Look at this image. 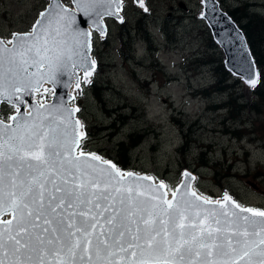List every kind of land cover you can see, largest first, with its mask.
I'll list each match as a JSON object with an SVG mask.
<instances>
[{
	"label": "snow or ice",
	"instance_id": "1",
	"mask_svg": "<svg viewBox=\"0 0 264 264\" xmlns=\"http://www.w3.org/2000/svg\"><path fill=\"white\" fill-rule=\"evenodd\" d=\"M76 4L85 15L122 9V0ZM74 23L75 15L57 2L30 31L0 39V97L11 103L13 95L39 91L45 76L55 81L65 70L76 88L78 71L90 83L91 34L78 33L85 39L73 47L62 31ZM248 83L255 87L257 79ZM48 108L59 111L38 104L35 114L17 107L13 123L0 119V216H12L0 219V264H264V210L242 207L227 194L213 201L188 184L168 199L162 181L145 187L140 182L153 177L125 173L83 150L84 125L71 118L79 108H64L67 116L58 117L41 112Z\"/></svg>",
	"mask_w": 264,
	"mask_h": 264
},
{
	"label": "rangeland",
	"instance_id": "2",
	"mask_svg": "<svg viewBox=\"0 0 264 264\" xmlns=\"http://www.w3.org/2000/svg\"><path fill=\"white\" fill-rule=\"evenodd\" d=\"M48 1L0 0V38L7 42L15 32L30 31ZM217 1L226 11L239 7L264 20V0ZM61 2L72 7L70 0ZM202 9L201 0H143V4L122 0L119 17L104 19L106 34L91 29L95 71L90 83L80 72V88L72 85L70 89V104L79 108L76 116L87 134L81 147L113 161L120 141L128 143L129 135L143 134L127 151L129 163L123 172L162 181L172 195L188 171L195 178L191 187L198 195L215 201L227 194L242 207L264 210V105L261 112L241 111L244 102L254 99L252 86L241 79L231 83L236 78L233 74L227 81L233 88H211L216 84L215 61L223 59L225 67V56L202 18ZM141 12L150 14L149 27L158 50L152 54L146 41L132 30L135 58L128 59L120 51V24L135 28ZM165 17L174 29L169 38L160 29ZM93 83L103 86L99 91L103 104ZM43 85L34 93L38 103L53 95L54 88ZM45 88L50 91L45 93ZM230 95L237 106L231 110ZM16 109L0 102V119L9 121ZM247 130L253 133L246 134ZM183 134L192 141L185 150ZM201 150L204 161L198 157Z\"/></svg>",
	"mask_w": 264,
	"mask_h": 264
},
{
	"label": "water",
	"instance_id": "3",
	"mask_svg": "<svg viewBox=\"0 0 264 264\" xmlns=\"http://www.w3.org/2000/svg\"><path fill=\"white\" fill-rule=\"evenodd\" d=\"M72 3V7L64 5L61 0H49L46 4L45 8L39 12H44L50 4L60 3L65 8L69 9L70 13H73L75 15V23L68 26L66 29H62V31L65 32V38L68 40L69 45L75 47V41L80 40L83 41L85 37L78 35L80 32H88L90 33L91 29L96 30L100 34L104 35L106 34V25L104 22V19L106 17H112V18H118L119 13L117 15H104L100 9L98 11H101V15H97L95 12H91L89 15H85L83 11L77 10V4L76 0H70ZM136 2L140 0H135ZM202 1V18L205 20L209 30L211 31L212 38L216 42L217 46L222 51L224 57V65L226 69L233 74L236 77L241 78L245 83H248L249 79H258V67L256 65V62L254 60V57L251 53V50L249 48L248 41L246 39V36L244 34L243 29L233 20V18L230 16V14L224 10L219 2L217 0H201ZM180 6L184 7L182 3L179 4ZM87 6V5H84ZM39 14L36 18V20L39 18ZM35 20V22H36ZM33 23V25L35 24ZM62 24L67 23L66 21H62ZM15 33H24V32H15ZM91 34V33H90ZM1 39V38H0ZM91 44V35L88 37ZM11 47L10 45H8ZM92 45L90 46V49H88V54L92 59ZM30 71H35V69H30ZM83 71H78L76 73L77 76H79V73ZM35 82V78H33V83ZM17 86H19L20 81H16ZM25 85H27V81H23ZM43 83H49L53 88V95L50 100L42 103H38L32 98L34 97L35 91H32L31 88H28L27 90L15 94L11 98V103H9L7 98L0 97V102H5L10 105H14L19 107V110L21 114L32 112L34 113V108L38 104H45V105H55L59 111H55L52 108L48 109H41V112L47 113L48 111L53 112L54 116H67V113L63 112L64 108H74L70 104V100L72 99V94L70 92V89L72 85H76V77L72 76L70 74L69 70H65L61 73L56 74L55 81L52 79H49L47 76L43 80L40 81V84L38 85L39 89L41 88ZM5 86L9 88V91L11 90L10 85L7 81H5ZM50 101V102H49ZM27 102V104H26ZM26 105L28 108V111H26ZM16 111L11 115H15ZM73 120H78V117L76 116V112L72 113ZM5 121L6 123L10 122ZM11 123H13L11 121ZM187 173H190L186 171ZM184 172V173H186ZM191 177H193L192 173ZM137 175V174H136ZM142 176V175H138ZM193 179H188L184 176L179 181L177 186L175 187L174 191L179 190L180 192H183L184 189L181 188V185L188 184L191 188V182ZM140 183L144 184L145 187L149 184H159L160 182H154L152 181H141ZM165 191V190H164ZM173 199L172 195L171 198ZM199 204V202H196ZM203 207H207L209 209L213 208V205H204ZM217 212L220 210L217 208ZM11 213H4L2 216H0V219L3 220H9L11 219Z\"/></svg>",
	"mask_w": 264,
	"mask_h": 264
},
{
	"label": "trees",
	"instance_id": "4",
	"mask_svg": "<svg viewBox=\"0 0 264 264\" xmlns=\"http://www.w3.org/2000/svg\"><path fill=\"white\" fill-rule=\"evenodd\" d=\"M242 8L235 7L234 9H228V13L233 18V20L243 29L244 34L246 36V39L249 44V48L251 50V53L254 57V60L256 62V65L258 67V80L255 87H252L250 90V93L252 94V97L254 99H248L246 102L243 103V106L241 107V111H244L246 108H249L250 110H254L256 112H261L262 106L264 105V20L261 17L256 16L252 13H246L245 10H241ZM149 15L147 12H141L140 17H138V25L131 29L127 26V24H120V32L118 35V39L121 42V54H123L128 59H134L135 58V52L132 48V45L134 44V38L132 34V30L134 32H137L138 35L143 38L147 43V48L149 51L154 54L158 50V44L153 43L154 37L153 34H151V30L149 27ZM169 18L165 17V20H163L162 26H161V32L169 38L171 35V31H174L171 25L168 24ZM133 32V33H134ZM212 42V41H211ZM213 48H216L215 46ZM216 50V49H215ZM219 54V53H218ZM217 64L215 66V77H216V84L214 86H211V88H217L218 90H229L233 88L230 83H227L228 80H230L233 75L223 66V59L220 60V58L216 59L215 61ZM240 81V78L236 77L234 78L233 84H237ZM103 88V86L98 85L96 83H93V90L100 102L103 104V98L100 96L101 94L99 91ZM204 95H208L205 93ZM234 96L230 95L228 98L230 102L227 103L228 108L231 110V108L237 107L235 102L232 100ZM240 106V104H238ZM220 107L219 104L216 105V108ZM120 115V114H118ZM230 118H236L234 116H230ZM184 124V123H182ZM263 124V123H262ZM189 127V126H188ZM255 127V125H254ZM188 129V128H187ZM181 131L184 130L181 128ZM253 133V130H247L246 134L248 132ZM261 131H263L264 135V126L262 127ZM186 131L185 133H187ZM188 135L183 134V142L182 146L183 149L187 148L188 141L189 144H191V140L187 137ZM240 136V135H239ZM141 137H143V134H131L129 135V142L124 143V141H120L118 144V152H117V159H113V163L122 171H125L128 163H129V155L127 151L134 146H136ZM264 144V143H263ZM181 146V148H182ZM180 148V149H181ZM122 150L123 152H120ZM181 150V151H182ZM205 151L201 150L199 152V156L201 161L203 160V155ZM185 155V153L183 152ZM119 157H121V161H119ZM205 165V164H203ZM186 167V166H185Z\"/></svg>",
	"mask_w": 264,
	"mask_h": 264
},
{
	"label": "bare ground",
	"instance_id": "5",
	"mask_svg": "<svg viewBox=\"0 0 264 264\" xmlns=\"http://www.w3.org/2000/svg\"><path fill=\"white\" fill-rule=\"evenodd\" d=\"M90 33H92L91 30H90ZM45 85H46V83H44L43 87H44ZM38 93H39V91H35V95L38 94ZM35 98H36V97H35ZM35 98H33V100H34ZM26 111H28L27 105H26ZM164 190H165V192H167V198L170 199V198H171V193L168 192L167 188L164 189ZM191 190H192V191L194 190V189H193V186L191 187Z\"/></svg>",
	"mask_w": 264,
	"mask_h": 264
}]
</instances>
